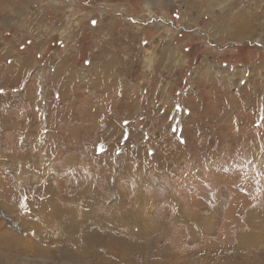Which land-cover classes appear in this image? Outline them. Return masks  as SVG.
<instances>
[{
	"label": "rangeland",
	"instance_id": "rangeland-1",
	"mask_svg": "<svg viewBox=\"0 0 264 264\" xmlns=\"http://www.w3.org/2000/svg\"><path fill=\"white\" fill-rule=\"evenodd\" d=\"M19 1L0 4V264H264V0ZM123 206L146 234L120 259L102 244ZM65 223L109 232L86 250Z\"/></svg>",
	"mask_w": 264,
	"mask_h": 264
},
{
	"label": "bare ground",
	"instance_id": "bare-ground-1",
	"mask_svg": "<svg viewBox=\"0 0 264 264\" xmlns=\"http://www.w3.org/2000/svg\"><path fill=\"white\" fill-rule=\"evenodd\" d=\"M9 1V6H8V8L10 9V6H13V9L15 8V9H20V6L22 5V1H19V0H17L16 2H18V4L16 3V2H14V0H0V4H4L5 2L7 3ZM7 6V5H6ZM2 8V7H1ZM3 9H5V8H3ZM225 9V8H224ZM1 11V10H0ZM4 11V10H3ZM8 11V10H7ZM13 11V10H12ZM1 14V13H0ZM240 16V12H238V11H236V13H234L233 14V16L232 17H230V22H229V27L232 25V24H235L236 22H237V19H238V17ZM215 23H218L217 21L215 22ZM215 25H217V24H215ZM231 28H232V30L233 31H235V29H234V27L233 26H231ZM244 73V72H243ZM244 75V74H243ZM2 144V143H1ZM0 144V145H1ZM2 147V146H1ZM3 148V147H2ZM1 155V154H0ZM79 194V193H78ZM83 194V193H82ZM82 198H83V196H82ZM86 198V197H85ZM71 200V199H70ZM80 201H82V200H80ZM62 203H60L59 202V205L57 206V207H55L56 209H55V216L56 215H58V213L61 211V214H65V211L66 210H64V206H61V207H59L60 205H61ZM139 204V203H138ZM132 205H134V202L132 203ZM144 205V204H143ZM127 207H129V206H127ZM126 206H123V208L121 209V211H119V216L117 215V214H115L114 215V218H115V222H112V221H108V225H109V228H110V231H111V233H113V232H115L116 234H118V236L120 237V240H117L115 237H113V239L112 240H110V241H108L107 243H103L102 241H103V236L101 235V234H104V232L106 233V232H109V230H108V228L107 229H102L103 228V226H102V228L101 227H99L98 226V228L97 227H95V229H96V234H95V239H93V236L92 235H88L89 233H88V231H92V230H90V226L88 227V226H83L82 224H81V226L80 225H73V224H70V225H67L66 223H65V226L67 225V228L68 229H73L74 231H77V230H79V236H80V238L78 239V243H79V245L80 246H85L86 247V250L88 249V250H94V248H95V245H94V243H99V244H102L103 246H104V248L105 249H107L109 252H112V253H114L117 257H119L120 256V259H122V257H127L130 253H132V252H134V249H136L137 247L139 248V247H144L145 245H144V243H141V244H138V245H134V241H136V239L137 238H139V237H141V236H143V235H145V234H143L142 232H143V229H141L140 231L138 230V231H136L135 230V228H137V227H135L136 225H137V221L136 220H133L132 219V221L134 222V224L133 225H125V226H127L126 228H128V234H126L125 232L126 231H123V229H121L120 227L122 226H120L119 228L117 227L118 225H119V223L118 222H120L121 220H123V219H126V218H124V217H126L127 216V214L128 213H130L131 212V208L129 207V208H127ZM127 208V209H126ZM137 210H136V212H135V218H137V217H140V216H142V215H144L145 214V212L144 211H142V209H143V207H142V205H140V207H138V206H136L135 207ZM147 212V211H146ZM190 214V213H189ZM173 215V214H172ZM146 216V215H145ZM147 219V218H146ZM127 220V219H126ZM117 223H118V225H117ZM113 225V226H112ZM108 227V226H107ZM144 228H146V229H150V224H149V222H147L146 221V226H143ZM166 227V224H164V223H157L156 224V226H154L153 225V228H152V232L153 233H155V232H158V231H160L161 229H163V228H165ZM89 228V229H88ZM125 228V229H126ZM104 231V232H103ZM190 231V230H189ZM249 232V231H248ZM125 235H124V234ZM111 234H109V236H110ZM78 236V237H79ZM113 236V235H112ZM117 236V235H116ZM125 239V240H123V239ZM105 239H107V238H105ZM121 240H123V241H121ZM83 243V245H81V242ZM96 241V242H95ZM133 243V244H132ZM142 245H144V246H142ZM97 246V245H96ZM122 247L123 248H127V249H129V250H121L122 249ZM145 248V247H144ZM142 250V249H141ZM120 255H119V254ZM129 258V257H128ZM221 260H222V258H220ZM109 260V259H108ZM223 261V260H222ZM224 263V262H223ZM232 264V263H231ZM243 264H260V263H258V262H256V261H248V262H245V263H243Z\"/></svg>",
	"mask_w": 264,
	"mask_h": 264
}]
</instances>
